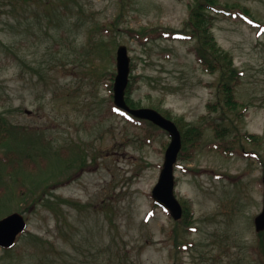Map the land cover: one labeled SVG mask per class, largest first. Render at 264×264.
<instances>
[{"label": "rangeland", "instance_id": "obj_1", "mask_svg": "<svg viewBox=\"0 0 264 264\" xmlns=\"http://www.w3.org/2000/svg\"><path fill=\"white\" fill-rule=\"evenodd\" d=\"M121 1L0 0V116L14 131L17 157L6 163L0 143V219L16 212L27 223L9 252L0 249V264H43L45 250L51 264H118L117 257L124 264H260L254 218L263 205L264 145L237 138L245 155L224 156L207 123L222 118L231 137L264 140V0H220L252 19L212 15L215 40L241 74L234 100L247 108L240 117L221 103L217 74L204 72L190 42L141 46L124 32L182 31L192 0ZM102 41L106 57L94 51ZM119 46L138 77L132 100L202 129L192 160L174 167L176 197L192 213L181 246L172 240L177 222L151 198L169 137L116 109L106 113L112 91L100 75L115 74ZM208 103L218 112L209 114ZM45 186L58 213L30 208L36 196L28 189L39 195Z\"/></svg>", "mask_w": 264, "mask_h": 264}, {"label": "trees", "instance_id": "obj_2", "mask_svg": "<svg viewBox=\"0 0 264 264\" xmlns=\"http://www.w3.org/2000/svg\"><path fill=\"white\" fill-rule=\"evenodd\" d=\"M122 2L121 0H118ZM54 14L57 16H63L65 13L61 8L56 6L52 7ZM236 11V12H233ZM215 14V15H214ZM221 15L224 17H231V18H241L250 17V13L248 9L244 7H240V5L233 4L229 5L227 3H221L220 0H192V3L189 4V15L188 19L182 29V31H173L163 28H155V29H146L140 28L138 30L135 29H126L124 32L129 35L131 39H134L139 42L141 46H146L148 43L156 41V40H181L184 42H190L192 44V52L195 56L196 62L202 67L204 72L209 75H216L217 74V88L221 92L222 100L221 103L234 112L238 117L242 116L245 112L246 106H243L237 103L234 100V89L239 82V78L241 74L238 70L234 67L233 58L231 54L223 49L217 44L215 37L212 32V20L213 16ZM56 16V17H57ZM251 18V17H250ZM111 30H117V24L115 22L110 23ZM107 27H102L101 30L110 33L111 30ZM106 45H108L107 41H102L100 44L96 45L94 51H98L99 53L104 52L103 54L107 55L109 50L106 49ZM104 57V58H105ZM131 72L134 70V66L131 65ZM31 71H35L31 68ZM107 77L110 80V85L108 86L109 91H112V81L114 78V71L109 73H101L100 77ZM138 77L135 75H130L129 83L126 88L125 92V101L126 104L130 108H138L140 107L137 105L131 98L133 92L135 91L137 84ZM243 106V110L238 113V107ZM207 111L209 114L217 113V103H208L206 105ZM112 106L110 109L108 108L106 113L114 114ZM111 110V111H110ZM159 110V109H157ZM159 112H161L159 110ZM162 113V112H161ZM166 118L173 119L175 124L177 125L180 133H181V141H182V149L178 155V159L182 161L189 162L192 160L194 156V152L202 138V129L193 124L186 122L181 117H174L171 115L170 111H164L162 113ZM204 118V117H201ZM222 122V118H221ZM221 122L212 120L207 123L208 128L212 130L214 133L218 143L216 149L222 153L224 156L230 157L233 154H237L240 157L244 156V147H240L236 145L237 138L243 139L248 143H251L255 146H262L264 145V140L257 134H249V133H242L239 134L241 136L235 135V137H231L230 133L232 132L231 129H228L224 126ZM143 124L148 128L155 131H161L154 125L148 122H143ZM162 132V131H161ZM238 133V132H237ZM145 138L152 140L155 138L156 135L154 133H150L147 131L145 133ZM14 131L8 126L6 120L0 116V143L5 145L8 150L3 154L6 157V163L9 159L17 160V157L14 154ZM236 138V139H235ZM152 142V141H151ZM77 157V156H76ZM22 159H18L21 162ZM29 162V158L27 157L23 164ZM83 162V161H82ZM260 164L262 167V171L264 173V159L260 160ZM39 184H37L38 186ZM21 187H25L21 185ZM26 188V187H25ZM24 189V188H23ZM22 189V190H23ZM31 193H33L36 197H34L30 208L34 209L36 204H39L54 213H58V206L55 203H52L49 199H46L44 196L48 194L49 187L45 186L42 192L38 195L35 194L34 189H28ZM20 194H23L21 191ZM62 203L66 202L60 199ZM183 208V217L180 221L177 222V227L174 229V234L172 236L173 243L177 246H181V240L184 239V232L188 227V222L192 218L191 208L188 202L182 203ZM179 227V228H178ZM180 229V230H179ZM258 244H259V251L256 249L254 250V254L258 257L260 264H264L263 257L264 255V232L258 233ZM40 245H44L45 243L41 240H37ZM47 251H43L45 263L43 264H51V261H48L45 258ZM118 264H124L123 258L117 257ZM109 264V262L107 263Z\"/></svg>", "mask_w": 264, "mask_h": 264}, {"label": "water", "instance_id": "obj_3", "mask_svg": "<svg viewBox=\"0 0 264 264\" xmlns=\"http://www.w3.org/2000/svg\"><path fill=\"white\" fill-rule=\"evenodd\" d=\"M130 59L125 46H119L116 50V75L113 82V103L114 105L137 120L152 123L156 127L165 131L170 141L165 149L162 167L157 179V183L151 191L153 201L167 210L174 221L182 217V207L175 197V177L174 165L181 150V135L175 123L159 112L151 108L130 109L125 103V90L129 80ZM263 183V207L255 219L254 226L256 232L264 231V177ZM26 230V221L18 213H12L0 220V247L11 248L14 246L19 235Z\"/></svg>", "mask_w": 264, "mask_h": 264}, {"label": "flooded vegetation", "instance_id": "obj_4", "mask_svg": "<svg viewBox=\"0 0 264 264\" xmlns=\"http://www.w3.org/2000/svg\"><path fill=\"white\" fill-rule=\"evenodd\" d=\"M2 218V217H1ZM1 250H3L2 248H0Z\"/></svg>", "mask_w": 264, "mask_h": 264}]
</instances>
